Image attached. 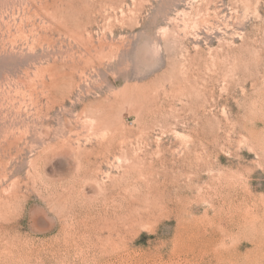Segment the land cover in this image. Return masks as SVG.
<instances>
[{"label": "rangeland", "instance_id": "1", "mask_svg": "<svg viewBox=\"0 0 264 264\" xmlns=\"http://www.w3.org/2000/svg\"><path fill=\"white\" fill-rule=\"evenodd\" d=\"M0 264H264V0H0Z\"/></svg>", "mask_w": 264, "mask_h": 264}]
</instances>
